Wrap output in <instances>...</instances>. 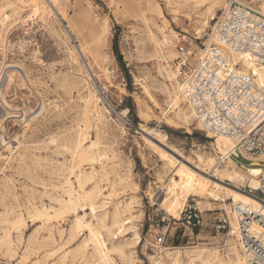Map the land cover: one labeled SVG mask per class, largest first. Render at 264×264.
Listing matches in <instances>:
<instances>
[{"label": "rangeland", "instance_id": "374dc122", "mask_svg": "<svg viewBox=\"0 0 264 264\" xmlns=\"http://www.w3.org/2000/svg\"><path fill=\"white\" fill-rule=\"evenodd\" d=\"M230 1L0 0V264L244 262L234 231L209 225L233 200L198 170L244 184L222 179L231 164L173 66ZM70 186L83 206H62ZM188 205L203 225L183 224Z\"/></svg>", "mask_w": 264, "mask_h": 264}, {"label": "built area", "instance_id": "2783aa9c", "mask_svg": "<svg viewBox=\"0 0 264 264\" xmlns=\"http://www.w3.org/2000/svg\"><path fill=\"white\" fill-rule=\"evenodd\" d=\"M213 41L199 56L179 44L173 62L178 89L206 136H230L248 157L264 158V14L245 0H231L212 30ZM245 58H248V60ZM209 137V136H208ZM256 188L241 191L264 208V172ZM210 222L216 232L234 231L246 264H264V215L261 209L229 207ZM181 220L188 228L203 225L201 210L184 206ZM257 222L260 229H249Z\"/></svg>", "mask_w": 264, "mask_h": 264}, {"label": "bare ground", "instance_id": "6f19581e", "mask_svg": "<svg viewBox=\"0 0 264 264\" xmlns=\"http://www.w3.org/2000/svg\"><path fill=\"white\" fill-rule=\"evenodd\" d=\"M260 6H258V8L256 9L264 14V5H260ZM213 19H214V16L212 13L209 16H204V18L200 21V26L198 27V31L202 33V31L206 30V28L209 27L210 20H213ZM210 41H213V36L211 37ZM79 50H80L79 52H82V49H79ZM246 59L248 60V58H245V60ZM188 107L190 109L191 114H193V111L190 108V106ZM147 136H150L152 138L154 137L152 133H147ZM208 136L215 137L218 140V144H219L218 148L224 149L222 153V158H226L232 167L231 170H228L222 173V176H221L222 179L224 180L227 179V180H230L231 182L233 181L235 184H239L242 186L243 184L244 185L248 184L250 187L256 188L257 183H258L257 176L260 175L262 172H264V158L263 157H250L249 159V158L244 157V155H242V153L234 146V141L230 136H224V135H217V136L208 135ZM195 168L196 167H194V169ZM198 171H199V174H201L202 178H204L203 180H207L205 181L206 184H209V181H210V182H213L217 187L225 190V192H227L229 196L232 198L233 205L235 206L240 205L241 207H243V209L251 208L255 210L258 208V209H261V212L264 215V208L262 207L260 208L259 203L254 198H252L248 194L241 191L239 187L237 188L228 187L227 185H223L221 182L218 183V181L212 180L213 176L211 175V171H204V170H198ZM227 184L229 185V183ZM66 193H67V198L61 200L62 206H73L74 203L76 202H79L80 206H83L82 198L85 195L83 189L81 193H74L70 186L66 190ZM88 197L90 198V196ZM74 224L76 228L81 227L83 225L82 218L77 217L74 221ZM86 225L91 227V224L89 222L86 223ZM261 227L262 225L257 222H254V223L250 222L248 224V228L252 230L260 229ZM91 231L93 232L92 235H93V239L95 243L101 247V244L97 238L96 233L92 229ZM244 262L243 260L241 261L240 259V260H236L235 264H246Z\"/></svg>", "mask_w": 264, "mask_h": 264}, {"label": "trees", "instance_id": "16d2710c", "mask_svg": "<svg viewBox=\"0 0 264 264\" xmlns=\"http://www.w3.org/2000/svg\"><path fill=\"white\" fill-rule=\"evenodd\" d=\"M114 49H115L116 54H118V50H117L116 44L114 45Z\"/></svg>", "mask_w": 264, "mask_h": 264}]
</instances>
